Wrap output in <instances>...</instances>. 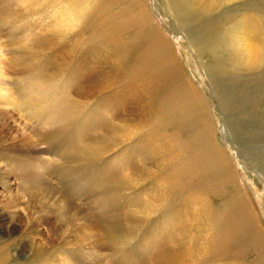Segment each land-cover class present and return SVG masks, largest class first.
Returning a JSON list of instances; mask_svg holds the SVG:
<instances>
[{"label":"rangeland","instance_id":"rangeland-1","mask_svg":"<svg viewBox=\"0 0 264 264\" xmlns=\"http://www.w3.org/2000/svg\"><path fill=\"white\" fill-rule=\"evenodd\" d=\"M169 1L0 0V264H264V0Z\"/></svg>","mask_w":264,"mask_h":264},{"label":"bare ground","instance_id":"bare-ground-1","mask_svg":"<svg viewBox=\"0 0 264 264\" xmlns=\"http://www.w3.org/2000/svg\"><path fill=\"white\" fill-rule=\"evenodd\" d=\"M175 1H177V2H179V0H175ZM174 1V2H175ZM181 1V0H180ZM188 1V0H187ZM196 1V0H195ZM198 1V3H200V4H202L201 5V7H205L204 9L205 10H209V7H211L215 2H217L218 0H197ZM167 2V1H166ZM170 3H169V7L170 8H173V11H175L174 10V8H175V6H174V4L176 5V3H174L172 0H170L169 1ZM182 2H183V0H182ZM193 2H194V0H193ZM220 2H222V1H220ZM219 2V3H220ZM180 4H181V2H179ZM184 3V2H183ZM183 3H182V5H183ZM194 3H197V2H194ZM223 3V2H222ZM216 4V3H215ZM179 5V4H178ZM177 5V6H178ZM186 6H187V3L185 4ZM191 5V4H190ZM196 5V4H195ZM167 6H168V4H167ZM193 6V5H192ZM179 7V10H181V11H183L185 8H182L183 6H178ZM196 7H198L197 5H196ZM214 7V6H213ZM192 8V7H191ZM191 8H189V10L191 9ZM178 9V8H177ZM198 9V8H197ZM204 9H202V10H204ZM211 9V8H210ZM178 10V11H179ZM195 10V9H194ZM193 10V11H194ZM177 11V12H178ZM176 12V11H175ZM180 12V11H179ZM180 13H182V12H180ZM179 14V13H178ZM136 19V18H135ZM138 19V18H137ZM142 20V19H141ZM134 22V24H136V23H138V21L137 20H135V21H133ZM70 23V22H69ZM124 28V27H123ZM122 28V29H123ZM240 40V39H239ZM244 40V39H243ZM241 41V40H240ZM245 41V40H244ZM251 43V42H250ZM239 46H240V44H239ZM247 47L249 46L248 44L246 45ZM4 48V47H3ZM239 48V47H238ZM250 48V47H249ZM249 48H247L246 49V52H245V54L246 55H244L243 57V60H242V62L246 65V66H252V65H256L257 64V62H259V57L261 58V56H260V53H259V55H258V53H256V49L254 48V47H251L250 49ZM240 49H241V47H240ZM239 49V50H240ZM0 52L1 53H4V51H2V50H0ZM241 52L242 53H244L243 52V50H241ZM261 55H263V54H261ZM261 60V59H260ZM263 60V59H262ZM260 64V63H259ZM3 84H4V82H2ZM6 85V84H5ZM2 90V91H1ZM0 90V104L1 103H4L5 105H6V103H8V102H10V104L11 103H13V104H16L14 101V97H13V94L11 93V91H9V90H7V89H5V88H2ZM8 106V105H7ZM6 113V112H5ZM192 117V116H191ZM20 124L23 126V128H26L25 126H26V124H24L22 121L20 122ZM58 201V200H57ZM59 202V204H60V206H62V208L61 209H58L59 211H64L66 214L68 213L67 212V208H68V205H67V203L64 201V202H60V201H58ZM55 205V204H54ZM56 206V205H55ZM85 214H83V217L82 218H78V216L77 217H75V216H73L72 218H73V222H77V224H79L80 226V228L82 229V231H83V233H84V235L86 236V238H89V239H91V241L93 240V241H95L97 244L99 243V245L101 244L100 242L102 241V236H101V232L99 233V231H98V229H97V227L95 226V224H94V221L92 220V218L89 216V213H86V212H84ZM63 215V214H62ZM67 218V217H66ZM67 220V219H66ZM104 240V239H103ZM95 242H93V243H95ZM188 243V242H187ZM92 246V245H91ZM93 247V246H92ZM191 247H192V245H191ZM100 249H97V247H96V249L97 250H99L98 251V253L101 251V246L99 247ZM190 249V250H189ZM198 249V248H197ZM96 250V251H97ZM103 250V249H102ZM195 250V249H194ZM184 251V250H183ZM201 251V250H200ZM175 252V251H174ZM96 253V252H95ZM178 252H176L175 254H177ZM182 253V252H181ZM194 253V252H193ZM97 254V253H96ZM198 254V253H197ZM99 256V255H98ZM104 256V255H103ZM187 256L188 257H190L191 256V248L189 247L188 249H187V251H186V255H184V257H185V259L187 258ZM102 257V256H101ZM177 257V256H176ZM191 257H193V255L191 256ZM181 258H183L182 257V255H180L179 257H177L176 259H174L175 261H176V264H187L189 261H187V259L185 260L184 258L183 259H181ZM190 259V258H189ZM107 263V262H106Z\"/></svg>","mask_w":264,"mask_h":264}]
</instances>
